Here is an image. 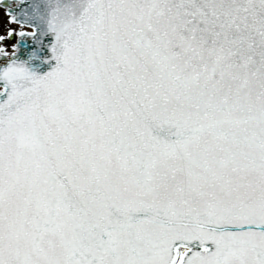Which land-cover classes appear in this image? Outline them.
I'll return each mask as SVG.
<instances>
[{"label":"snow or ice","instance_id":"6c2138e0","mask_svg":"<svg viewBox=\"0 0 264 264\" xmlns=\"http://www.w3.org/2000/svg\"><path fill=\"white\" fill-rule=\"evenodd\" d=\"M0 264H264V0H0Z\"/></svg>","mask_w":264,"mask_h":264}]
</instances>
